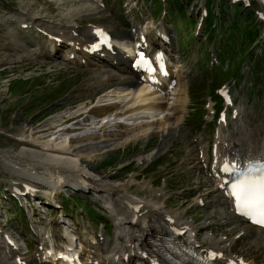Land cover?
<instances>
[{
  "label": "rangeland",
  "instance_id": "374dc122",
  "mask_svg": "<svg viewBox=\"0 0 264 264\" xmlns=\"http://www.w3.org/2000/svg\"><path fill=\"white\" fill-rule=\"evenodd\" d=\"M248 1L250 4L246 7H241L240 4L232 5L227 0L226 3L221 2L219 5L226 8L224 9L223 7L225 13L218 15V20L214 21L215 28H217L216 36L222 33V30L226 27V35H228V27L229 30L234 33L239 32L241 35L248 29L251 34H255L256 30L260 33V36L256 39L252 38L251 41L254 44L250 47L251 43H249L248 51L243 52L239 59L234 58V62H237V65L239 64L240 66L239 76H235L236 78L234 76L230 77L233 65L228 63L229 65L225 69L227 74L225 76H215L213 77V82H210L212 75L209 70L215 65H224L225 59L223 58L222 64H220V61L218 62L217 58L211 63L213 58L211 39L209 40L208 38L210 37L206 36L203 31L207 37V41L203 42V47L207 46V53L201 55L193 68L199 74L194 76V71L191 72L193 74V82L199 81V85L202 86L199 90L200 94H202L200 111L195 113L188 112L187 109L190 104L187 103L183 113V122L178 123L179 129H171L170 133H164L163 131V134H149L145 137L136 138V140L129 139L124 143H119L120 139L109 140L108 143L103 138L101 143L92 147L95 150H91L90 158L82 162L81 165L87 169L88 174L99 175L104 180H131V182L129 181L131 187L128 188V191L133 196L137 195L136 189L138 187L144 188V192L140 193V195L145 197L151 195V192L153 193L157 189L155 195L158 198V203L162 204L164 201L166 203L165 208L169 206L172 209H176H170L177 211L176 213L183 212L182 218H186L191 222L197 238H200L205 232L212 235L221 234L224 237L223 240L220 243H216L213 247L229 252L230 256L234 254L230 252H235L243 255L248 260L252 259L248 264H254V262L256 264H264V246L253 242V237L258 229L249 227L250 229L243 230L245 225L242 224L245 221L237 218H231L230 221L228 212L216 203L217 200H211L216 196L215 193L213 191L206 193V191L211 189L213 185L208 177V172L199 166H205L206 161H201L199 164L197 162L199 157L195 155L198 145L205 146L208 150L213 135V123L205 124L202 127L200 125L194 126L196 124L195 121H197L200 112L206 111L204 102L207 99V95L211 94L210 91L215 90L221 81L228 82L234 103L238 104L241 102L244 105L248 113L249 125L260 128L264 124V20H257L253 14V11L257 9L264 12V7L259 0ZM123 2L125 3L123 8L130 9V12L136 13L142 19L149 18V7H144L146 0H115L113 6L118 7ZM201 2L200 0H197V2L196 0H181V3L180 0L168 1V12H175L174 19L170 25L177 26V34L180 33L184 22H188L187 14L190 11V6H192V10L188 15L193 21L197 19V14L194 11L195 7ZM32 3L33 5H31ZM214 3H217V0L213 1L210 6L212 11L216 13L217 6ZM159 5L156 2V6ZM78 6H80V2L77 0H67L64 3L57 4V6L55 4L52 6L51 2L44 0H0V154L2 153L3 157L8 154L5 161H8V159H13L12 161L14 162L17 161L19 157L17 154L22 148L34 150L24 144L20 145L22 142L18 143L12 138L13 135L19 137V127H22L23 137L28 138L31 135L35 139L39 138V140L48 137L54 139L56 143H64L69 138L72 139L76 136L82 140L84 135L91 133L102 137L112 131L125 129L124 127L120 128L118 123H110L115 120L114 117H111V114L88 117L83 112L86 111L90 102L86 101L83 96L84 93L91 91L90 94L94 95L93 101H95L101 97H99L101 94L96 95L94 91L100 89L104 93L112 92L111 89L114 87L112 86L113 80L102 86L87 80L90 77L91 70L88 68H91V64L79 63L77 58V63L65 61L62 58L64 54L62 53L63 47L52 56L50 64L40 62V60L45 59L41 52L51 51L47 40L48 36L41 33L36 27L30 33H26L24 30L20 31L22 30L20 27L17 30H12L14 23L10 25L7 21L8 15L15 16L21 12L23 16L18 17L20 20L28 18L26 14L40 16V19L43 18L46 20L45 22H48L42 21L45 27L52 24L51 22L62 21L68 23L71 22V19H62L59 14H67L69 11L76 10ZM182 6L183 11L181 12ZM241 8L242 13L240 12ZM130 12L125 13V18L130 15ZM208 12L209 19L206 23V28L214 17L210 8H208ZM94 13L97 12L85 11L80 13L78 18H81V25H85L87 16L94 15ZM245 14L248 17H243ZM95 15L100 14L97 13ZM238 16H241V18L239 19ZM92 19L94 20L90 21L92 23L98 24V22H101L104 26L114 25V18L109 15L104 18L100 16ZM77 22L79 21L77 20ZM219 22H221V28L218 27ZM251 22H254L255 25L253 26ZM189 25L190 28H188L187 32L179 35L178 48L181 46L185 49V47L192 44L185 49L186 56L183 60V64L190 69L192 68L191 56L195 53L197 41L193 42L194 40H190L186 44L184 42L187 40L189 33H192L194 39L198 40L202 30L200 27L195 33L194 22L193 24L189 22ZM73 27L77 31L76 26ZM22 34L30 41L28 46L30 50L24 48L26 41H24ZM11 35L12 41L16 40L17 44L20 45L18 48L4 47V41L10 40L9 37ZM18 36H22V40L17 39ZM204 40V38L201 39V41ZM237 42L238 37L235 38V43ZM201 47L202 45L200 44ZM180 51L182 50L179 49ZM4 55H9V59H18L24 55L27 57H23L22 59L24 60L22 62H4L1 60ZM231 57H234L233 53ZM215 71L218 72L219 69L215 68ZM76 94L77 99H85L84 103H81V100H74ZM194 106L199 107L198 104H194ZM167 111L170 112L171 109H167ZM74 113L78 114V116L64 119V116ZM80 114L82 115L81 117H79ZM88 114L90 113L88 112ZM102 118H106L109 123L105 122L102 124ZM227 119L229 124L227 127H223L221 132L224 143L228 141V133L232 130L234 122L228 116ZM41 129L44 131L36 133ZM57 130L61 131L58 133L56 132ZM85 142L82 143L86 144ZM76 144L80 145L81 143L77 141ZM186 149L189 151H186ZM147 153H150V155H147ZM20 156L22 157L23 154ZM0 159L3 163L0 162V200L2 201L0 203V214L4 212L5 215L2 214L1 217H9L8 222L17 229L19 233L17 243L20 244V249H18L20 252L33 257L37 254L40 247V244L37 243L38 238L49 233L56 235L63 231H68L69 233L77 232L78 238L80 240L85 239L87 246H91L94 250L97 249L95 252H98V254H101L102 247L109 248L115 243L113 237L115 227L111 224L112 219L108 211L102 209L103 216L96 217L89 214L85 208L88 205L91 208H103V202L97 199L96 194L98 192L92 193L94 190H83L74 186V188H71L67 185H62L59 190L49 192L50 189L44 185L35 183V185L37 184L38 194L46 198H54V200L49 198L52 204H55L56 201L61 203V208L59 207L60 214L55 217L56 213L49 210L45 218L38 217V215L29 216L23 207H20V211L17 212L18 207L5 196L10 192L8 180L13 178L19 182L26 179L12 171L10 172L3 166L8 164V162L4 163V158L2 157ZM205 167L207 168V166ZM137 169H141V171H136ZM45 193H48L49 196ZM22 201L24 204L26 198ZM96 203L101 207L96 205ZM46 205L50 206L49 204ZM220 216L222 217L221 219ZM53 218L59 223L54 230L49 228ZM100 219H104L106 224L103 225ZM204 221L205 223L207 222L206 226L203 224ZM202 224L203 226L200 227ZM107 225L109 226L108 230L105 229ZM90 234L94 235L97 243L94 244L89 240ZM21 239L30 243L31 249L29 251H24ZM133 262L138 263L136 259H133Z\"/></svg>",
  "mask_w": 264,
  "mask_h": 264
},
{
  "label": "bare ground",
  "instance_id": "6f19581e",
  "mask_svg": "<svg viewBox=\"0 0 264 264\" xmlns=\"http://www.w3.org/2000/svg\"><path fill=\"white\" fill-rule=\"evenodd\" d=\"M65 1L67 0H62L60 3H64ZM31 5H33V3ZM91 10L92 8L88 9V11ZM80 13L81 12L76 9L69 11L68 15L59 14V17L62 19H66L68 16H72L73 14H75L74 16H72L73 24L65 23L62 21L51 22L52 24L49 23L50 25H48V27H45V24L42 23V21L45 22L46 20H44L43 18L40 19V16L37 17L35 15L32 16L30 14H26L28 18L25 17L26 19L20 20L18 17L23 16L21 12L15 16H7L9 17L7 21L10 25L11 23H14V27H12V30L19 29L18 27H20V23L26 22V26L28 27L26 28L25 26V30H30L32 28V25H34L39 26L41 29L45 30L46 33L51 34L49 38V45L51 46L53 51L50 54L43 52V54L45 55V59L40 60V62L50 64L52 56L59 50L60 45L65 48H74L75 46H79V49L77 50L78 58L84 57L85 61H87L86 64L90 63L88 61H91L92 63L90 64L93 65L92 68H88L91 70V73L89 74L90 77H88L87 80H90L94 84L100 86L113 80L115 86L113 87V89H111L112 92L106 94L113 93V96L116 95V97H120L119 99L121 100L118 99L116 101L112 100L109 102L96 104L92 103L94 100V95L90 94L91 91L85 92L83 96L85 97L87 102L90 101V104L86 108V111H83L85 115H88V112L92 114L95 113V115H100L104 114L106 111L111 110L112 108L120 107V110L117 114L133 120L128 123L113 120L110 123H118V126H120V128L124 127L125 129L112 131L111 133H108L102 137H98L93 133L87 134L83 136L82 140H80V138L76 136L72 139L69 138L70 140L68 139L64 141L65 144L63 142L56 143L54 139L51 140V143H47L44 139H35L31 135H29L30 137L28 138L23 137L22 139H19L18 137L13 135L12 138L14 140H16L18 143L22 142L20 143V145L24 144L34 150L22 148L21 151L19 150V153L17 154V156L19 157L15 162L12 161L13 159H8V161H5L8 154H4L5 157H3V154L1 153L0 157L4 158L3 162H8V164H4L3 166L10 170V172H14L16 175L25 178L31 183H38L44 185L47 188H53L61 185H70L83 190L89 189L94 190L93 192H98L97 195H99L100 200L108 203L109 211L111 212L112 218L114 219V222L116 224V228L119 231V233L117 231L116 235L114 236L115 245L113 246V248L106 250L105 253L101 256L102 264H131V255L140 254V252H142L143 250L146 252L147 257H151L154 255L158 262L162 264L166 263V258L160 251H158V248L161 247V242L156 246L157 249L155 250L152 245L147 242V240L148 238H152L153 240L161 241L160 235L164 234V230L170 223H174L176 225H179L178 227L180 228L185 227L183 238L187 241H191V236L194 237L193 227L189 226V224L184 219L180 218L183 217V212L176 213L177 211H172L176 209H172L170 207L169 208L172 210L164 209L166 203L164 201L162 202V204L158 203V198L155 195L157 189L155 190V192H151V195L145 197L140 195V193L144 192V188L138 187L136 189L137 195L133 196L130 195L132 193L128 191V188L131 187V180H104V178L100 177L99 175L90 173L88 174L87 169L81 164L82 162L90 158L91 150H95V148L92 147L101 143L103 138L105 142H108L109 140L120 139L119 143H124L129 139L136 140V138L145 137L149 134H163V131L164 133H170L171 129H179L178 123L182 122V113L185 109L184 101L187 98L184 93L185 87H183V82L181 80L182 75L180 67L177 64V61L169 55V59H171L176 66L175 70L172 66H168L170 72L169 78L175 79V85L173 88H175V86L177 85V79L178 87L173 90L174 95L169 105V108L171 109L170 113H168L167 111L162 112L163 110L168 108L167 103L163 99L165 97V94L168 93L166 83H163V81H161L160 88L162 89L163 94H160L156 89H150V86L146 87L145 84L136 86L135 84L137 83V76L135 75L133 68L130 65V60L127 64H125L128 56L123 57L121 55L124 50L119 49L118 47H113L115 48L116 52L115 55H113L111 54V51L109 49L102 48L98 51L88 54L80 48L81 45L85 43V41L91 40L93 37L91 33L93 26L89 27L88 29L78 27L77 33H72L74 30L73 26L75 24L78 25L76 18ZM100 16L102 15H96L92 18H97ZM98 25L100 24H95V26ZM22 30H24V28H22ZM159 33L166 34L164 29H159ZM22 35L24 41H26L24 48L30 50L28 48V46L30 45V41L24 37V34ZM120 35L122 34H113V43L122 46L126 51H129V48L120 39ZM11 37L12 35L9 37L10 40L6 39L7 41H4V47L18 48V46L20 45L17 44L16 40L12 41ZM21 37L18 36L17 39L22 40ZM58 38L60 39L59 41H57ZM160 39L161 38L159 36L158 39H155V43L157 45L160 44ZM71 51L73 50L69 49L66 51V56L63 57L66 61H69L68 54ZM120 51L121 53H119ZM166 53L167 55L169 54L167 51ZM23 57H25V55ZM23 57L21 56V58L19 57L18 59H9V55H4L1 60L4 62H22L24 60L22 59ZM114 58L115 61L113 62L112 60ZM73 62L77 63L76 59H74ZM94 92V94L97 95L101 91H98L96 89ZM79 94L81 95L80 92ZM103 94L99 96H109ZM76 96L77 94L75 95L74 100H81V103H84L85 99H77ZM155 110L161 112L159 116H153L155 114H152L151 111ZM236 110L240 114L236 117V120L234 121V128L228 135V139L230 142H232L233 145H230L228 142L226 151L231 153V155L236 158H242L246 155H264V126L261 129H256L255 127L250 126L249 121L245 116L247 114L245 108L241 105H238L236 107ZM75 113L64 116V119L77 117L78 114ZM81 116L82 115L80 114L79 117ZM18 129V135L20 136L22 135V127H19ZM42 131L44 130H38L36 133ZM60 131L61 130H57L56 132L59 133ZM25 139L28 140L23 141ZM77 141L81 144L77 145ZM82 142H85L86 144H83ZM198 148L200 149V146ZM186 151L189 150L186 149ZM21 154H23L22 157L20 156ZM147 155H150V153H147ZM199 160L202 161V159ZM136 171H141V169H137ZM15 184L16 182L10 181L9 187ZM213 200H217V203H221L224 206L229 205L227 197L224 196H220L219 198H215ZM169 217L172 218V221L169 220ZM228 217L231 221V215H229V212ZM142 221L143 224H141ZM261 230L262 232L260 231L258 235H255L253 237V242L257 245L262 244L264 246V229ZM207 235L208 234H205L199 239V241L203 245H205V243L208 241ZM217 240H221V238L213 236V242ZM80 246L81 255L83 256V258L85 260L90 259L87 264H94L96 255L88 248H86L83 243H81ZM45 248L46 244L42 243L36 257L25 258L23 256H19V252L13 249L10 245H7L0 238V264H15L14 259L16 256L23 258L26 261V264H29L33 259L35 261V264H44L45 261L43 257H52V255L47 254ZM224 254L230 256L229 252L225 253L224 251ZM250 260L247 261L249 262ZM214 261L215 263L224 264L226 258L218 257L215 258ZM254 264H256V262H254Z\"/></svg>",
  "mask_w": 264,
  "mask_h": 264
},
{
  "label": "snow or ice",
  "instance_id": "6c2138e0",
  "mask_svg": "<svg viewBox=\"0 0 264 264\" xmlns=\"http://www.w3.org/2000/svg\"><path fill=\"white\" fill-rule=\"evenodd\" d=\"M137 64L149 67V61L143 53L139 54ZM223 171H231L237 177L231 184V191L238 213L264 226V163L255 165L249 162L244 171H239L238 165L226 164ZM216 255L213 253L208 259H215Z\"/></svg>",
  "mask_w": 264,
  "mask_h": 264
}]
</instances>
